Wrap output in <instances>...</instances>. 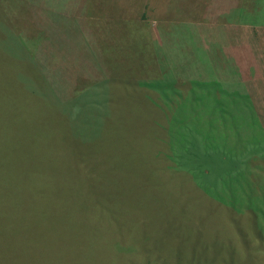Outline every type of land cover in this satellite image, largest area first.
Listing matches in <instances>:
<instances>
[{
  "label": "rangeland",
  "instance_id": "1",
  "mask_svg": "<svg viewBox=\"0 0 264 264\" xmlns=\"http://www.w3.org/2000/svg\"><path fill=\"white\" fill-rule=\"evenodd\" d=\"M160 1L159 6L138 5L133 13L119 11L111 5L115 3L101 4L100 19L104 10L110 12V29L122 36L115 46H103L100 38L109 29L100 28L98 36L97 29H88L92 28L88 19L92 24L97 20L96 6H90L94 12L90 13L87 5L84 11L80 5H68L69 19L63 20V16L53 15V4H47L48 0H0V45L12 47L14 55L5 65L0 62L9 72L5 78L10 82L3 83L9 87V95L14 93L16 97L9 105H13L10 120L25 113L16 81L29 94L25 99L33 96L30 88L51 98L65 122L80 125V134L89 140L97 138L100 130L106 131L108 145L101 147L114 145V149L101 150L99 156L85 151L75 169L100 184L92 189L106 194L105 205L113 206L108 211L119 225L134 224L140 234L137 223H157L150 214L160 217L162 241L153 245L151 259L161 264H264V145H258L264 139L262 130L243 124L241 134H237L234 123L224 125L222 114L217 112L214 117L229 136V146L243 154L239 153L232 164L229 155L222 153L205 175L208 166L184 162L183 153L171 158L169 147H179L187 140L194 142L197 152L202 151L201 138L189 125L170 124L167 111L158 106V93L144 86L175 79L179 91L187 95L194 81L219 80L249 95L257 123L264 126V0H238L230 7L210 4L209 0L183 5L173 2L176 0ZM221 24L233 27V38L217 33ZM53 26L58 30L53 31ZM230 41L238 52L227 50ZM125 117L131 120L122 122ZM58 119L53 109V126L50 120L44 121L49 130L53 127V137H43L53 138V153L58 155L53 158V172L67 181L61 182L65 186L73 178V151L67 146L70 138L64 127L63 138L59 133ZM11 124L14 141L19 144L28 128L17 120ZM37 124L38 112L30 125L34 133L27 138L40 136L35 133ZM7 125L8 120L3 118L2 130ZM69 130L70 135L82 140ZM26 146H21L20 154ZM144 150L151 156L152 167L141 172L146 175L153 205L143 199L145 189L137 166V152L143 156ZM81 151L78 148L77 152ZM221 159L227 161L221 164ZM231 178L238 181L233 183ZM82 200L67 201V211L61 215L56 213L60 207L53 199V222L47 227L55 225L61 216L68 220L64 225L80 227L87 211L77 204ZM13 203L8 196L0 198V250L8 246L13 251L11 257H16L14 262L25 264L27 259L20 257L28 247L27 241L13 234V226H23L24 230L36 222L23 218L24 210H31L29 204L15 209L18 205ZM38 207L42 211L50 209L47 199L38 202ZM39 227L38 233L42 231ZM24 233L28 234L26 230ZM114 246L122 254V261L130 260L131 251L138 253L126 240H114ZM41 252L46 254L48 249ZM0 264L4 262L0 260ZM53 264H57L54 259Z\"/></svg>",
  "mask_w": 264,
  "mask_h": 264
},
{
  "label": "trees",
  "instance_id": "2",
  "mask_svg": "<svg viewBox=\"0 0 264 264\" xmlns=\"http://www.w3.org/2000/svg\"><path fill=\"white\" fill-rule=\"evenodd\" d=\"M13 56L12 47L7 44L0 45V57L3 59V62H0L3 65L13 59ZM3 65H0L2 66L0 68V124L2 119L6 118L8 125L4 130L0 127V198L8 196L14 202L13 204L18 205L15 209H19L24 204H29L31 210L25 209L23 218L36 222L26 226L24 230L27 231V235L24 233L23 226H13V234L15 236L20 234L23 240L27 241L28 247L24 250V256H19L20 259H27L25 264H53V259L57 264H137L141 257L142 259L138 264H161L156 258L151 259L149 257L153 245L161 244L162 241V236H159V234H162L163 228L159 223L160 217L150 214V219H157V223H137L140 234L135 231L136 225L134 226V224L119 225L115 216L108 211L113 206L105 205L106 194L95 193L92 189L93 185L100 184L88 180L80 175L78 169H75L78 168L85 151L94 156H99L101 150L107 152L114 149V145L101 147L103 144L108 145L106 131L102 132L100 130L97 138L89 140V138L80 134L78 130L80 125L65 122L64 117L58 112L57 106L53 104L51 98H47L29 87L33 96L30 97V100L25 99L29 94L18 87L21 84L16 81L14 85L16 91L19 92L21 105L25 113L10 120L13 105H9L15 101L16 97L14 93L9 95V87H5L6 84L3 83L4 81L6 83L10 82L9 78H5V75L9 72L5 67L3 68ZM9 69L11 75L14 68ZM227 85L228 83L225 84L219 80L194 81L187 95L179 91L175 79L168 80L165 78L144 85L146 88L158 93L161 100V105L158 104V106L167 111L170 124L180 127L189 125L191 130L201 138L200 148L202 151L197 152L196 149L198 148L195 147L194 142L187 140L179 147H176V145L169 147L172 151L171 158L181 152L180 154L183 153L181 156L184 158V162L197 167L208 166V172L205 175L212 171L209 168L218 161L219 158L217 160L215 158L220 157L222 153L229 155L228 160L232 159V164L235 163V157L243 154V152H236L234 148L229 146V136L214 117L217 112L222 114L224 125L230 126V123H234L237 134H241L240 127L243 124L250 129H260L264 134V129H261L264 126L257 123L256 114H254L253 106L249 101V95L241 89H235L234 85L233 88ZM175 95L179 97L175 98ZM7 96H9V99ZM23 99H25V103H23ZM31 99H34L33 104ZM46 99L50 101H45ZM31 108H34V110H30ZM53 109L56 110L59 117L56 123L59 133L63 138L61 129L64 127L70 138V143L67 141V146L70 145L69 150L72 149L73 151V178L68 180V184L65 186H62L61 182L67 183V181L60 180L53 172V158L58 156L53 153V138L43 137L45 135L53 137V127H51L52 130H49L48 126L44 125V121L50 120L53 126ZM36 112H38V124L35 133H39L40 136L35 139L27 138L28 134L34 133L30 125L33 123ZM16 120L28 128V130L23 131L21 143L19 144L14 141V127L11 124ZM126 120L130 121L131 118L121 119L124 123ZM67 123H69L71 131L82 139L81 141L69 134L70 130ZM123 128L118 129L122 131ZM122 133L126 135L125 130ZM250 143L253 144V142ZM24 144L27 146L20 154V148ZM259 144L264 145V139ZM78 148L82 149L81 153L77 152ZM190 149L194 150L190 151ZM141 152L143 156L140 155V152H137V166L145 189L146 196L143 199H148L153 205L151 193H148L146 186V175L141 172L142 169L152 167L150 165L152 163L151 156L147 150ZM226 161L221 159V164ZM231 180L233 183L238 181L237 178H231ZM12 185L15 186V189ZM71 188H73V193ZM8 190L9 192L6 193ZM79 198H83V200L77 204L87 208L82 224L78 223L80 227H75L77 224L72 223L64 225L63 223L68 222L64 216L58 218L55 225L47 227L48 223L53 222V199L55 204L60 207L55 209L56 213L59 212L62 215L67 211L65 210L66 202ZM46 199L50 209L42 211L38 207V202ZM103 203L104 205H102ZM147 206L145 205V207ZM49 211H51L50 214ZM39 226H42V231L38 233L37 229H41ZM124 233L127 235L126 237H124ZM172 237L174 236L172 235ZM92 239L94 240L92 241ZM114 240H126L127 244L133 246L138 253L131 251L129 254L130 260L122 261L120 258L122 254L116 250ZM20 243L19 247L21 246ZM13 246L16 247L14 244ZM173 246L172 244L171 251L175 256ZM7 248L8 246H5L3 247L4 250H0V254H5L0 260L4 264H12L16 257L12 258L11 253L13 251ZM42 248L48 249V252L46 254L42 253ZM165 253L167 256V248ZM19 261L17 260L13 264H19ZM168 263L172 264L171 262Z\"/></svg>",
  "mask_w": 264,
  "mask_h": 264
},
{
  "label": "crops",
  "instance_id": "3",
  "mask_svg": "<svg viewBox=\"0 0 264 264\" xmlns=\"http://www.w3.org/2000/svg\"><path fill=\"white\" fill-rule=\"evenodd\" d=\"M237 1L238 0H209L208 2H210V4H216L218 6H229L230 7L231 5H233ZM106 2L115 3V4H111V5H114L115 8H117L119 11L121 10L124 13H126V12L133 13L136 9V6H138V5L147 4L149 6H153V5L159 6V4L161 3L160 0H136V1H131V2H121L118 0H53L52 2H50L48 0L47 4H53V15H55V16L59 15L60 17L63 16L62 17L63 20L69 19L70 8L68 7V5H80V6H82L83 11H84V5H87L89 7L90 6H96L97 20H96V22H93V24H92L90 22V20L88 19L89 25H91V27H92V28H88V29L89 30H93V28L97 29V31H96L97 36L99 34L100 28L103 27L105 30L109 29L107 34H104L103 36H101L100 39L102 41H100L99 44L101 43L103 46H105V45L115 46V44H117V42H118V39L122 36L119 35L113 28L110 29L111 24L109 23V21H110V14L111 13L104 10V18L100 19L99 6L101 4H105ZM173 2L178 3V5L194 3L193 0H176ZM201 2H204V1L201 0ZM164 3L169 4L170 2L164 1ZM40 4H43V3H40ZM133 6H135V7H133ZM89 12L94 13L93 10L91 9V7L89 9ZM88 15H90V14L88 13ZM217 15L220 16V14H217ZM54 19H55V17L53 16V19H51L52 23H53ZM52 29H53V31L58 30V28L55 26H53ZM216 31L220 35L222 33H225V35L226 34L229 36L231 35V37L233 38V36H232L233 27H229L226 24H221L220 28H217ZM58 34L62 36L64 33H58ZM106 37H108L109 40H106L105 39ZM231 43L232 42L230 41L229 44L227 45V50L231 51L232 53L238 52L235 49V47H233V44H231Z\"/></svg>",
  "mask_w": 264,
  "mask_h": 264
}]
</instances>
